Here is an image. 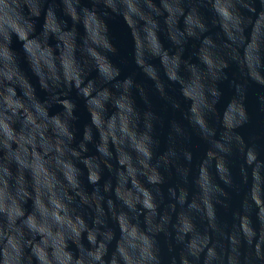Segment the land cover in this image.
<instances>
[{
  "label": "clouds",
  "instance_id": "9594fccd",
  "mask_svg": "<svg viewBox=\"0 0 264 264\" xmlns=\"http://www.w3.org/2000/svg\"><path fill=\"white\" fill-rule=\"evenodd\" d=\"M0 264H264V0H0Z\"/></svg>",
  "mask_w": 264,
  "mask_h": 264
},
{
  "label": "water",
  "instance_id": "95a60500",
  "mask_svg": "<svg viewBox=\"0 0 264 264\" xmlns=\"http://www.w3.org/2000/svg\"><path fill=\"white\" fill-rule=\"evenodd\" d=\"M113 35L116 39V42L118 44L123 43L125 36H124V32L122 30V26L119 22H114L113 25Z\"/></svg>",
  "mask_w": 264,
  "mask_h": 264
}]
</instances>
